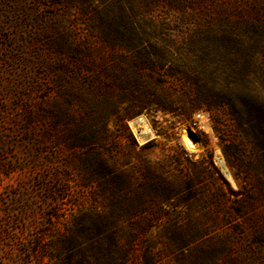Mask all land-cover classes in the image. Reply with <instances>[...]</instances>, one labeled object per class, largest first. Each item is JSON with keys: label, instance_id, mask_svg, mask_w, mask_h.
Listing matches in <instances>:
<instances>
[{"label": "rangeland", "instance_id": "rangeland-1", "mask_svg": "<svg viewBox=\"0 0 264 264\" xmlns=\"http://www.w3.org/2000/svg\"><path fill=\"white\" fill-rule=\"evenodd\" d=\"M0 264H264V0H0Z\"/></svg>", "mask_w": 264, "mask_h": 264}, {"label": "bare ground", "instance_id": "bare-ground-1", "mask_svg": "<svg viewBox=\"0 0 264 264\" xmlns=\"http://www.w3.org/2000/svg\"><path fill=\"white\" fill-rule=\"evenodd\" d=\"M184 138H185V144H186L190 149H195L194 146H193V142H192L191 137L184 136Z\"/></svg>", "mask_w": 264, "mask_h": 264}, {"label": "trees", "instance_id": "trees-1", "mask_svg": "<svg viewBox=\"0 0 264 264\" xmlns=\"http://www.w3.org/2000/svg\"><path fill=\"white\" fill-rule=\"evenodd\" d=\"M129 193L128 190H125V192L123 191L124 198H127L130 195Z\"/></svg>", "mask_w": 264, "mask_h": 264}]
</instances>
